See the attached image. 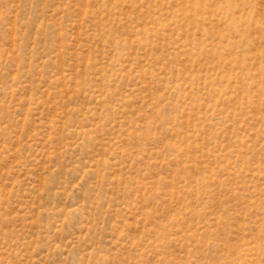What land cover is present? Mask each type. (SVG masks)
I'll use <instances>...</instances> for the list:
<instances>
[{"label": "rangeland", "instance_id": "rangeland-1", "mask_svg": "<svg viewBox=\"0 0 264 264\" xmlns=\"http://www.w3.org/2000/svg\"><path fill=\"white\" fill-rule=\"evenodd\" d=\"M0 264H264V0H0Z\"/></svg>", "mask_w": 264, "mask_h": 264}]
</instances>
